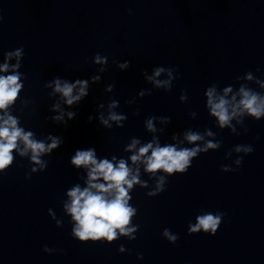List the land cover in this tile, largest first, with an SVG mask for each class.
<instances>
[{
  "label": "clouds",
  "instance_id": "1",
  "mask_svg": "<svg viewBox=\"0 0 264 264\" xmlns=\"http://www.w3.org/2000/svg\"><path fill=\"white\" fill-rule=\"evenodd\" d=\"M23 52V48H18L15 52L7 53L6 61L16 57L17 63L12 66V74L0 75V111L3 112V115H0V173L3 174L6 173L5 169L14 161V150L21 157L31 153V161L40 166L39 169H32L33 172H36L46 168V162L41 159V156L46 153H52L54 149L60 148L63 144V139L57 136L49 135L48 139L51 140V143H45L42 140L34 138V133L32 131H25L24 128L18 126V118L9 114L7 111L9 105L15 102L18 94L24 87L23 80L26 77L23 73L17 71L21 67L20 58ZM94 62L96 64L106 65L108 58L97 53L94 56ZM113 63H116L120 69L130 67V61L117 63L113 60ZM105 70V68L100 69V71ZM8 71L9 64L7 62L0 65V72L6 73ZM164 72H167L169 79L163 81L157 79ZM172 72V68L166 69L158 66L153 69L152 75H147L146 72L143 74L157 88L170 89ZM248 78L251 79V75ZM97 79L99 77H93L94 81ZM45 86L53 88L51 94L55 95L59 93L64 102L69 106L88 95L87 80L77 79L74 83H71L60 77H55L47 82ZM113 87L114 85H109L107 90L111 91ZM230 91L231 88H225L224 96H217L214 87H210L206 91L207 105L211 109V115L217 118L220 128L231 126L230 122L232 119L238 114L242 115L245 111L257 121L264 116V96L241 87L239 94L242 98L239 104L231 106L230 111L229 101L225 99V96ZM140 95L143 96L144 92L141 91ZM181 98L184 99L185 97L182 96ZM232 99L235 100L236 97L233 96ZM117 105L118 101L115 100L108 105L109 114L107 118L101 113L99 119L105 127H111L109 121L116 122L118 126L123 127L120 122L125 120L126 116L111 111ZM100 107H103V105L101 104ZM58 109L59 104L53 106V111ZM138 114L139 110L134 113V115ZM75 115L72 112L68 113L69 119H73ZM51 119L54 122L62 121L67 125V121H63V114L53 116ZM92 119L93 117H88L89 122ZM154 119L155 117H152L146 122L148 130L153 132L156 131L153 124ZM167 119L170 121V117ZM207 134L213 135L211 132ZM203 138L201 134L192 131L185 133V140L189 144L195 145L197 141H201ZM173 139H176V137L173 136ZM139 143V140L133 139L126 149L130 152L136 150L135 154L130 157L132 163H143L145 165V171L152 174H156L162 170L169 175L173 173L186 174L192 166L193 158L198 157L199 153H207L209 149L220 147V142L213 141H207L202 147L200 145L190 148L177 147L173 144H167L161 147L154 139L152 142L144 144L137 150V144ZM234 151L237 153L243 152L247 155L253 152V148L251 145H237ZM242 160L243 156H238L235 164L240 166ZM70 162L77 168L84 167L88 169L87 186L81 189L77 185L67 192L69 201L64 204V208L70 214L72 221L75 222V226L71 230V235L84 243L102 239L111 242L117 239L118 231L121 236H128L130 239H135L136 237L133 233L136 231V227H128V225L137 210L129 204V200L131 199L129 190L136 184H141L142 187L147 186L146 183H142L139 179V169L137 168L134 171L124 159L119 160L116 164L109 159L98 160L94 147L76 149L74 155L70 158ZM221 170L229 172L233 171V168L222 165ZM26 178L30 179L31 176L26 174ZM101 179L104 181L103 183L100 182ZM165 181L166 177L164 175L159 176L156 190L148 193V195L155 196L163 192ZM49 211L51 212V210ZM223 216L224 214L220 212H208L203 215H198L195 224L189 225L188 233L199 234L203 232L208 235H215L223 222ZM57 223L59 224L60 222L57 221ZM162 235L172 244H175L179 238L167 228L163 230ZM44 251L49 252L51 249L45 247ZM120 251H123L122 245L120 246Z\"/></svg>",
  "mask_w": 264,
  "mask_h": 264
}]
</instances>
